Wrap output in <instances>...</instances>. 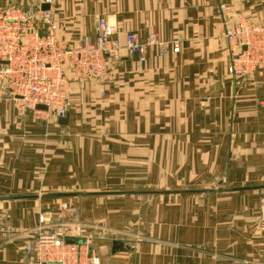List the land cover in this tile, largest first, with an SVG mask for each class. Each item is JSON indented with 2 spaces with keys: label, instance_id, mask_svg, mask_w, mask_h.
<instances>
[{
  "label": "crops",
  "instance_id": "obj_1",
  "mask_svg": "<svg viewBox=\"0 0 264 264\" xmlns=\"http://www.w3.org/2000/svg\"><path fill=\"white\" fill-rule=\"evenodd\" d=\"M41 1L0 9L47 6L70 45L104 19L121 47L104 85H70L65 125L0 100V264H33L25 246L63 204L102 264H263L264 69L228 74L219 8L257 20L264 0ZM129 32L180 50L139 63Z\"/></svg>",
  "mask_w": 264,
  "mask_h": 264
},
{
  "label": "built area",
  "instance_id": "obj_2",
  "mask_svg": "<svg viewBox=\"0 0 264 264\" xmlns=\"http://www.w3.org/2000/svg\"><path fill=\"white\" fill-rule=\"evenodd\" d=\"M52 3L53 0H42L40 5ZM233 10L229 6L220 7L222 38L231 53L228 73L249 76L255 69H264V17L258 22L241 17L234 21L238 13ZM115 32L104 19H98L93 37L68 45L58 37L49 10L0 9V100H9L21 114L31 111L36 115L65 117L70 106L69 83L107 79V61L119 49ZM125 47L139 63L146 61L149 50L160 57L180 50L176 41H162L154 34L142 41L134 32L125 35ZM46 214L49 216L50 212ZM47 216L39 218L34 237L25 246L33 264H102L91 254L89 233L83 235L79 226L69 223L50 229ZM258 229L262 235L260 255L264 264V207L259 214Z\"/></svg>",
  "mask_w": 264,
  "mask_h": 264
},
{
  "label": "rangeland",
  "instance_id": "obj_3",
  "mask_svg": "<svg viewBox=\"0 0 264 264\" xmlns=\"http://www.w3.org/2000/svg\"><path fill=\"white\" fill-rule=\"evenodd\" d=\"M41 5H45V4H41ZM222 7V6H221ZM230 7V6H229ZM38 8V7H37ZM36 8V9H37ZM40 9H41V7H40ZM219 11H220V8H219ZM235 13H238V15H236V17L234 18V21L237 19V17H241V18H243V19H245V20H247V21H252V22H258L262 17H264V15L263 16H261L260 18H258L257 20H252V19H249V18H247L246 16H244L240 11H237V10H233ZM221 13V12H220ZM231 17V16H230ZM221 18H223L222 17V14H221ZM53 20H54V18H53ZM221 21H222V19H221ZM54 23L56 24V26H57V35H58V37H60L59 36V27H58V25H57V22L54 20ZM107 23V22H106ZM109 26H113L114 27V29H115V31L117 30L116 29V27L114 26V25H111V24H109V23H107ZM221 30H222V26H221ZM130 33V32H129ZM134 33H136V32H134ZM115 34H116V32H115ZM115 34H114V38H115ZM128 34V33H127ZM126 34V35H127ZM136 34H138V33H136ZM152 34V33H151ZM222 34H223V30H222ZM149 35V34H148ZM147 35V36H148ZM155 35V34H154ZM157 36V35H156ZM140 37V36H139ZM158 37V36H157ZM61 39H63L62 37H60ZM147 38V37H146ZM146 38L143 40V41H145L146 40ZM159 38V37H158ZM117 39V38H116ZM65 40V39H64ZM66 41V40H65ZM118 41V40H117ZM67 42V41H66ZM119 42V41H118ZM68 43V42H67ZM246 43H248L247 41H245V44ZM68 45H70L69 43H68ZM125 45V44H124ZM120 47H121V44H119V49L117 50V53L119 52V50H120ZM243 47V50L245 49V46L243 45L242 46ZM126 48V47H125ZM127 50V49H126ZM229 52H230V50H229ZM117 53L113 56V58L117 55ZM230 55H231V53H230ZM158 57H160V56H158ZM161 58H164V57H161ZM110 59V58H109ZM109 59H108V61H107V65H106V71L108 72V63H109ZM109 73V72H108ZM229 74V73H228ZM231 76H233V77H249V76H247V75H232V74H230ZM251 76V75H250ZM109 80V74H108V77H107V79L106 80H92L91 82H88L89 84H92V83H98V84H100V85H104L107 81ZM73 84H76V83H73ZM79 84V83H78ZM70 83H69V85H68V89H67V96H68V98H69V101H70ZM103 93V91H100V95ZM102 96V95H101ZM9 101V100H8ZM11 104H12V102H11ZM13 105V104H12ZM14 107V106H13ZM26 113H28V112H26ZM29 113H32L31 111H29ZM33 114V113H32ZM33 115H36V114H33ZM38 116H40L41 117V115H38ZM48 214H46V216H47ZM48 218H49V221H50V229H52L53 228V226H56V225H58V224H60V223H69V224H73V225H76V226H78L77 224L78 223H73V222H71L70 220H69V213H68V207H67V205L66 204H63V205H61L56 211H54V212H50V215L49 216H47ZM78 232H79V230L77 231V234H78ZM91 236H92V234H90ZM93 236H92V243H93Z\"/></svg>",
  "mask_w": 264,
  "mask_h": 264
},
{
  "label": "water",
  "instance_id": "obj_4",
  "mask_svg": "<svg viewBox=\"0 0 264 264\" xmlns=\"http://www.w3.org/2000/svg\"><path fill=\"white\" fill-rule=\"evenodd\" d=\"M41 10H47V6H43V7L41 8ZM133 56L136 57L135 55H133ZM38 110H44V108H43V107H38ZM58 122H59L60 124L65 125V124L67 123V118H66V116L63 117V118H59V119H58ZM115 245H116V244H114V247H113L114 250L117 249V246H115Z\"/></svg>",
  "mask_w": 264,
  "mask_h": 264
}]
</instances>
